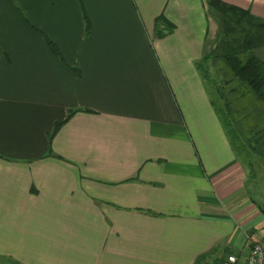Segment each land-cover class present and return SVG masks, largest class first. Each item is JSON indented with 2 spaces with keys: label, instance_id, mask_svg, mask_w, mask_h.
<instances>
[{
  "label": "crops",
  "instance_id": "0c3cea01",
  "mask_svg": "<svg viewBox=\"0 0 264 264\" xmlns=\"http://www.w3.org/2000/svg\"><path fill=\"white\" fill-rule=\"evenodd\" d=\"M220 36L208 0H0V264L242 259L264 211L206 85Z\"/></svg>",
  "mask_w": 264,
  "mask_h": 264
},
{
  "label": "rangeland",
  "instance_id": "374dc122",
  "mask_svg": "<svg viewBox=\"0 0 264 264\" xmlns=\"http://www.w3.org/2000/svg\"><path fill=\"white\" fill-rule=\"evenodd\" d=\"M264 60V47L255 50ZM203 68L212 101L246 172V190L264 211V96L230 78L222 58ZM264 231V212L262 214ZM264 240V234L261 237Z\"/></svg>",
  "mask_w": 264,
  "mask_h": 264
},
{
  "label": "trees",
  "instance_id": "16d2710c",
  "mask_svg": "<svg viewBox=\"0 0 264 264\" xmlns=\"http://www.w3.org/2000/svg\"><path fill=\"white\" fill-rule=\"evenodd\" d=\"M210 10L217 15L221 36L214 58H222L236 79L264 96V60L255 50L264 47V19L254 16L247 9L227 4L221 0H208ZM164 24L166 32L174 29L163 15L156 18V28Z\"/></svg>",
  "mask_w": 264,
  "mask_h": 264
},
{
  "label": "built area",
  "instance_id": "2783aa9c",
  "mask_svg": "<svg viewBox=\"0 0 264 264\" xmlns=\"http://www.w3.org/2000/svg\"><path fill=\"white\" fill-rule=\"evenodd\" d=\"M221 264H264V240L254 241L242 259L229 254Z\"/></svg>",
  "mask_w": 264,
  "mask_h": 264
}]
</instances>
